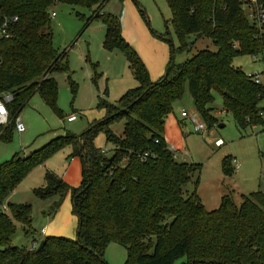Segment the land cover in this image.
Returning <instances> with one entry per match:
<instances>
[{
    "label": "trees",
    "instance_id": "1",
    "mask_svg": "<svg viewBox=\"0 0 264 264\" xmlns=\"http://www.w3.org/2000/svg\"><path fill=\"white\" fill-rule=\"evenodd\" d=\"M250 1L166 0L178 39L177 49L171 44L172 55L188 50V39L198 33L215 49L198 50L179 64L171 61L166 75L154 82L124 38L120 17L103 10L108 0H0V15L18 19L10 37L0 40V93L13 97L6 106L11 121L0 128V139H11L13 117L34 94L63 118L56 107L54 74L64 72L69 79V68L66 49L52 43L50 13L56 4L71 5L80 18L76 7H95L85 25L102 21V47L119 50L137 82L114 102L100 99L98 107L105 114L83 133L57 135L25 156L15 153L0 163L1 206L28 172L58 149L70 147L82 162L79 186L71 188L46 171L43 184L33 188L38 199L58 197L48 215L70 194L78 219L75 238L46 235L39 250L13 245L15 222L26 236L35 230L31 204L8 203L10 215L0 210V264H106L103 256L110 242L126 248L124 264H174L178 259L182 264H264V191L241 194L239 205L229 191L218 207L207 210L197 194L198 180L191 192L183 190L199 164L176 161L163 135L165 119L185 88L209 129L216 120L211 114L213 91L240 130L264 123V109L257 106L264 84L233 64L241 55L261 54L264 61V27L252 23L243 8ZM254 1L264 9V0ZM119 120L124 129L118 136L111 124ZM99 133L112 145L111 153L95 146ZM232 159L230 154L222 159L223 177L235 173Z\"/></svg>",
    "mask_w": 264,
    "mask_h": 264
},
{
    "label": "rangeland",
    "instance_id": "2",
    "mask_svg": "<svg viewBox=\"0 0 264 264\" xmlns=\"http://www.w3.org/2000/svg\"><path fill=\"white\" fill-rule=\"evenodd\" d=\"M93 9L95 7H76L82 18L76 15L71 5L65 3L56 4L52 9L55 11V16L51 17L53 47L66 49L69 68V79L64 72L57 71L54 74L58 85L56 107L63 118L47 106L38 94L32 95L19 114L25 131L20 134L13 131L9 141L0 139V163L9 160L15 153L25 156L57 135L67 132L77 135L83 133L90 122L103 118H96L99 113L103 116L105 114V110L98 107L100 99L105 96L109 102H114L136 84L123 54L119 50L109 51L102 47L105 36L102 21L94 19L85 25ZM103 10L120 17L124 38L135 47L149 78L154 82L164 76L171 61L179 64L198 50L215 49L211 40L202 36L196 38L188 50L177 51L172 55V46L178 48V39L170 23L172 15L166 0H108ZM233 60V64L242 68L245 74L259 75L264 84V61L261 54L256 57L241 55ZM184 92L182 98L172 107L177 117L181 108H186L190 113L197 112L186 88ZM213 95L211 114L216 118L214 125L210 129L206 126L204 132L194 133L192 124L184 120L185 140L180 145L181 149L175 152L176 161L199 164V171L192 175L183 190L184 194L185 191L191 192L195 187L194 182L198 180L197 194L207 210L218 207L220 197L229 191L237 205L242 202L241 194L260 189L264 191V123L240 130L230 112L223 110L221 95L215 91ZM257 106L264 109V97L258 101ZM72 114H75L76 119L68 122L67 117ZM219 124L223 126L220 127ZM111 129L116 135H121L124 129L123 120L111 124ZM218 139L222 141L221 144H216ZM94 144L107 154L111 153L112 145L105 141L103 133L95 137ZM228 154L236 160V164L231 161L235 173L223 177L221 161ZM71 159H75V163L69 166ZM81 164L80 157L73 155L70 147L58 149L47 157L43 165L28 172L15 187L16 194L11 193L3 200L0 210L8 215V203H29L32 206V226L35 232L26 236L20 223L15 222L16 230L11 237L13 245L29 248L34 238L40 241L46 236L41 234V228L51 219L44 214L48 215L46 211L58 197L55 195L41 200L34 195L33 188L43 184L45 172L55 173L69 187L74 188L82 180ZM65 172L67 174L63 175ZM68 199L64 197L61 207H64ZM71 213L77 224L73 206ZM68 221L60 233L65 237L75 238L77 228L72 231L70 220ZM103 257L106 264H124L126 248L110 242ZM182 263L183 259L174 262Z\"/></svg>",
    "mask_w": 264,
    "mask_h": 264
},
{
    "label": "built area",
    "instance_id": "3",
    "mask_svg": "<svg viewBox=\"0 0 264 264\" xmlns=\"http://www.w3.org/2000/svg\"><path fill=\"white\" fill-rule=\"evenodd\" d=\"M246 10L247 17L249 20L257 25V27L262 28L264 27V9L261 8V5L255 3L254 0H251L249 4L243 6ZM249 8V9H248ZM248 9V10H247ZM55 12H51L50 16L54 17ZM16 16H1L0 15V40L8 39L10 37L11 29L14 23L17 21ZM253 76L254 81L261 82L259 75L250 74ZM13 97L11 93L8 92H1L0 93V128L5 129V127L10 123L9 112L7 111V104L12 101ZM76 116L72 114L71 116L67 117L68 121H73ZM180 118L189 121L192 124L193 132H204L206 129V124L202 121L199 114L190 113L186 108H182L180 112ZM13 125L15 131L17 133H23L25 131V127L23 126L20 116L16 115L13 117ZM221 140H217L216 144H221ZM170 150L174 153L173 146H169ZM176 157V154H175ZM232 163L236 164V160L232 159ZM39 244V241L35 240L29 246L30 248H35Z\"/></svg>",
    "mask_w": 264,
    "mask_h": 264
},
{
    "label": "crops",
    "instance_id": "4",
    "mask_svg": "<svg viewBox=\"0 0 264 264\" xmlns=\"http://www.w3.org/2000/svg\"><path fill=\"white\" fill-rule=\"evenodd\" d=\"M131 76H132V74H131ZM132 78H133V76H132ZM134 80H135V78H134ZM135 82H136V80H135ZM136 84H137V82H136ZM98 115L99 116H96V118L103 117L102 113H99ZM75 119H73V120H75ZM68 122H73V121H68ZM164 124H165V126H164V134H163L164 135V139L166 140V142L168 143L169 146H173L174 153H175L177 150L181 149L180 145L185 140L184 137H183V126L185 125L184 119L180 118V114H179V117H177L172 112L166 117ZM218 140H220V139H218ZM74 163H75V159H71L70 162H69V166L74 164ZM81 167H82V164H81ZM66 174L67 173L65 172V174H63V175H66ZM16 190L17 189L14 188L12 193L16 194L17 193ZM66 197H68L69 199L66 201V203H64L65 204L64 207H61L63 205V204H61V203H63V200H62V202L60 203L61 205L59 206V209H58L59 211L57 210L53 215H45L44 214V216H49L48 218L51 219V220L48 222L47 225H44V227L41 228V234L42 235L62 234V233H60V231H63L64 225L66 223H69L68 220H70V229H72V231L76 230L75 228H77L78 222L76 224V220H75L74 216L71 213V207L73 206V203H72V200H71V196L68 193L66 195ZM203 205H205L204 202H203ZM32 220H33V215H32ZM75 234H76V232H75ZM53 236H55V235H53ZM62 236H63V234H62ZM42 238H44V237H42ZM37 241H39V240H37Z\"/></svg>",
    "mask_w": 264,
    "mask_h": 264
},
{
    "label": "water",
    "instance_id": "5",
    "mask_svg": "<svg viewBox=\"0 0 264 264\" xmlns=\"http://www.w3.org/2000/svg\"><path fill=\"white\" fill-rule=\"evenodd\" d=\"M201 36H202V34H201V33H198V34L195 35L194 37H190V39H188V41H187L188 46L191 47V44L194 42V40H195L196 38H198V37H201ZM166 72H167V69H166L164 75H166ZM219 126L222 127L223 124H219ZM77 232H78V228H77V230H76V233H77ZM43 243H44V241H40L39 244H38L37 247H36V250H39V249L43 246Z\"/></svg>",
    "mask_w": 264,
    "mask_h": 264
}]
</instances>
